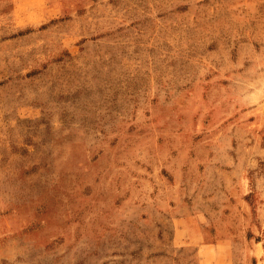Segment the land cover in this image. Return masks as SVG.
<instances>
[{
    "label": "rangeland",
    "instance_id": "obj_1",
    "mask_svg": "<svg viewBox=\"0 0 264 264\" xmlns=\"http://www.w3.org/2000/svg\"><path fill=\"white\" fill-rule=\"evenodd\" d=\"M0 264H264V0H0Z\"/></svg>",
    "mask_w": 264,
    "mask_h": 264
}]
</instances>
